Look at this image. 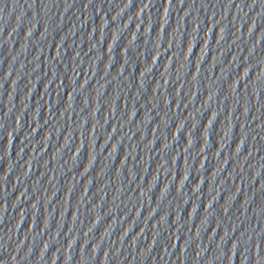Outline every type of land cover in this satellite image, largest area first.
I'll list each match as a JSON object with an SVG mask.
<instances>
[{"label":"water","instance_id":"obj_1","mask_svg":"<svg viewBox=\"0 0 264 264\" xmlns=\"http://www.w3.org/2000/svg\"><path fill=\"white\" fill-rule=\"evenodd\" d=\"M0 264H264V0H0Z\"/></svg>","mask_w":264,"mask_h":264}]
</instances>
